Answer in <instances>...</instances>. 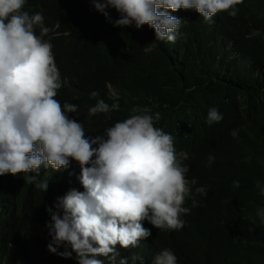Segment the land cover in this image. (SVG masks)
<instances>
[{"label":"trees","instance_id":"trees-1","mask_svg":"<svg viewBox=\"0 0 264 264\" xmlns=\"http://www.w3.org/2000/svg\"><path fill=\"white\" fill-rule=\"evenodd\" d=\"M236 7L235 17L219 12L211 22L195 9L171 12L182 19L173 43L156 41L147 24L114 27L91 0H26L23 10L42 13L52 29L45 39L64 82L54 99L78 106L68 115L83 124L86 135L102 134L132 115L134 106L149 107L161 115L154 127L174 137L178 153H188L186 177L196 184L183 205L190 209L181 217L184 227L163 231L142 221L151 236L138 247L120 249L129 264L132 255L143 257L135 264H153L165 248L177 264H264V222L257 215L264 194L256 187L257 181L264 186V80L257 79L264 78V0H243ZM107 11L112 20L119 18L114 8ZM93 90L109 105L118 97L120 109L89 116ZM212 107L223 119L208 125ZM210 154L214 162L205 166ZM68 167L77 184L67 172L41 169L37 179L48 181L44 193L25 183L23 173L0 175V264H78L74 252L64 258L47 248L46 206L70 189L84 191L78 163Z\"/></svg>","mask_w":264,"mask_h":264},{"label":"clouds","instance_id":"clouds-1","mask_svg":"<svg viewBox=\"0 0 264 264\" xmlns=\"http://www.w3.org/2000/svg\"><path fill=\"white\" fill-rule=\"evenodd\" d=\"M94 9L114 27L147 24L156 41L175 42L182 19L173 13L195 9L206 22L219 12L238 14L243 0H91ZM26 0H0V175L23 173L24 182L43 193L48 181H39L41 169L63 170L71 161L78 163L84 191L70 189L46 206V222L51 237L47 248L64 258L73 252L78 264H129L120 249L138 247L151 230L142 226L147 220L155 228L180 230L189 214L185 198L192 195L196 179H188V153L177 152L174 137L154 122L159 112L134 106L133 113L115 122L102 134H85L83 124L71 119L78 106L54 99L61 88L60 73L54 60L53 45L46 36L44 16L24 11ZM114 8L119 18L112 20L107 9ZM37 28L39 35L36 34ZM94 106L88 115L110 114L120 109L118 97L109 105L93 90ZM217 108L208 109L205 123L222 121ZM230 135L237 136L233 130ZM215 157L208 155L205 166ZM239 187V181L233 182ZM264 194V186L256 182ZM207 195L204 187H196ZM197 201L193 198L192 207ZM257 215L264 222V209ZM119 246V248L117 247ZM63 247L64 251H58ZM71 249V251H69ZM103 257L104 259H101ZM143 257L132 255V264ZM153 264H177L170 249L154 256Z\"/></svg>","mask_w":264,"mask_h":264},{"label":"bare ground","instance_id":"bare-ground-1","mask_svg":"<svg viewBox=\"0 0 264 264\" xmlns=\"http://www.w3.org/2000/svg\"><path fill=\"white\" fill-rule=\"evenodd\" d=\"M158 51V50H157ZM156 51V53H158V55H159V52H157ZM165 53V52H164ZM161 55V54H160ZM163 55V54H162ZM169 57V56H168ZM263 74V73H262ZM257 79H260V80H264V78H262V75L260 76V78L257 76ZM62 81V80H61ZM62 84H64V82L62 83ZM71 170L72 169H70L69 167H67V168H65V169H63V170H58V171H60V172H67V173H69L68 174V177H69V181L70 182H72V183H74V184H77L78 183V180H72L71 179V174H72V172H71ZM49 172H51V171H49ZM71 173V174H70ZM68 181V182H69ZM51 185L55 188L56 186H55V184H54V182L53 183H51ZM193 189V188H192ZM194 195H196V194H193V198H194ZM196 200H198V199H196ZM203 200V199H202ZM200 201V200H199Z\"/></svg>","mask_w":264,"mask_h":264}]
</instances>
